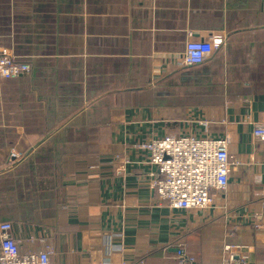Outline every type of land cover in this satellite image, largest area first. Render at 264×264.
<instances>
[{
    "label": "crops",
    "instance_id": "0c3cea01",
    "mask_svg": "<svg viewBox=\"0 0 264 264\" xmlns=\"http://www.w3.org/2000/svg\"><path fill=\"white\" fill-rule=\"evenodd\" d=\"M21 5V6H19ZM223 46L181 67L188 40ZM0 47L30 72L0 81V222L52 264H221L225 244L264 264V0H9ZM241 162L216 210L157 205L137 144L198 131ZM246 217V218H244Z\"/></svg>",
    "mask_w": 264,
    "mask_h": 264
},
{
    "label": "built area",
    "instance_id": "2783aa9c",
    "mask_svg": "<svg viewBox=\"0 0 264 264\" xmlns=\"http://www.w3.org/2000/svg\"><path fill=\"white\" fill-rule=\"evenodd\" d=\"M188 37L179 61L181 67L202 64L224 44V40L216 36L197 39L188 33ZM29 72L28 62L20 61L10 50L0 47V81L16 79ZM188 122L197 123L198 131L189 129L179 135L153 137L137 144L145 156V164L157 170V177L151 183L157 205L203 215L220 210L226 220L242 221V216L227 214L220 204L231 175L241 166V162L229 154L228 136H211L207 121L192 119ZM252 126V136L263 153L264 172V123ZM257 180L264 186V174ZM247 217L254 220L255 229H264L260 216ZM12 230L11 223L0 222V264H52V248L43 244L44 239H40L43 247L38 251L21 253ZM248 250L242 245L225 244L221 264H250ZM177 255L179 264H186L182 246L178 247Z\"/></svg>",
    "mask_w": 264,
    "mask_h": 264
},
{
    "label": "trees",
    "instance_id": "16d2710c",
    "mask_svg": "<svg viewBox=\"0 0 264 264\" xmlns=\"http://www.w3.org/2000/svg\"><path fill=\"white\" fill-rule=\"evenodd\" d=\"M8 4H9V0H0V9H2L5 12Z\"/></svg>",
    "mask_w": 264,
    "mask_h": 264
},
{
    "label": "rangeland",
    "instance_id": "374dc122",
    "mask_svg": "<svg viewBox=\"0 0 264 264\" xmlns=\"http://www.w3.org/2000/svg\"><path fill=\"white\" fill-rule=\"evenodd\" d=\"M16 2H22V0H15ZM23 1H25V0H23ZM19 6H21V5H19Z\"/></svg>",
    "mask_w": 264,
    "mask_h": 264
}]
</instances>
